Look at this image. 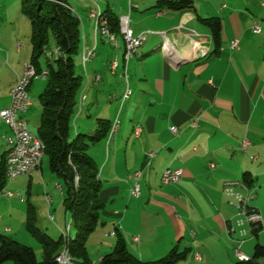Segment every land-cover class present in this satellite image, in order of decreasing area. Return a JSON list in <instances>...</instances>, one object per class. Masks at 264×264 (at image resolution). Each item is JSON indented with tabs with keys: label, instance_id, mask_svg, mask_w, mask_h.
<instances>
[{
	"label": "crops",
	"instance_id": "crops-1",
	"mask_svg": "<svg viewBox=\"0 0 264 264\" xmlns=\"http://www.w3.org/2000/svg\"><path fill=\"white\" fill-rule=\"evenodd\" d=\"M73 1L71 5L66 0L81 21V48L92 47L95 40V56L80 74L75 134L92 135L98 119L111 122L125 89L120 34H114L115 45L106 37L95 36L90 10L98 7L117 19L125 16L132 34L145 36L137 55L126 65L130 96L123 107L128 104L127 116L109 143L105 138L88 150L99 171L104 204L101 225L108 223L112 230L117 223L129 250L143 262L155 261L176 248L189 253L175 264H236V210L223 189L227 184H245L242 176L247 173L254 195L250 206L262 221L255 238L264 247V0H190L193 9L185 11L169 9L163 3L179 0ZM210 18L220 21L219 50L213 55L210 31L200 22ZM253 24L260 27L259 34L252 32ZM30 30L20 0H0V64L12 67L9 73L0 74V110L9 105L10 88L24 65L30 64ZM233 40L238 41V50L229 49ZM163 43L169 47L164 53L159 49ZM205 48L206 55L198 54ZM183 52L192 55L177 58ZM112 60L118 64L115 74L108 69ZM78 63H82V51ZM97 75L100 79L94 82ZM31 87L33 80L28 91ZM41 91L40 85L36 92ZM80 95L85 97L82 105ZM32 108L31 102L24 114L26 121ZM33 114L35 111L30 117ZM82 114L88 121L80 119ZM39 115L40 110L36 119ZM195 120L198 126L192 128ZM135 126L140 127L139 138L132 135ZM9 135L0 123V173L9 148L4 138ZM245 140L249 146L242 151L240 144ZM149 152L155 157L147 166ZM43 160L32 175L11 180L23 181L21 192H25L24 197L19 192L13 197H21L19 204L33 208L37 227L56 241L66 225L56 222L67 214L62 206L63 183L43 167ZM166 169H179L180 180L162 185L160 176ZM137 170L141 172L140 197L134 199L128 192L133 181L125 179ZM6 182L0 192V235L10 233L8 216L3 215L8 212ZM16 212L22 219L26 217L23 207ZM48 222L54 231L44 226ZM248 229L245 225L244 230ZM135 236L139 243L132 241ZM108 239L112 240L111 250L114 237ZM254 244L251 237L238 246L239 251L250 259ZM195 253L201 258L199 263L193 260Z\"/></svg>",
	"mask_w": 264,
	"mask_h": 264
},
{
	"label": "trees",
	"instance_id": "trees-1",
	"mask_svg": "<svg viewBox=\"0 0 264 264\" xmlns=\"http://www.w3.org/2000/svg\"><path fill=\"white\" fill-rule=\"evenodd\" d=\"M163 3L177 11L193 9L190 0ZM20 5L22 14L30 23V65L36 74L42 72L39 59L42 56L46 59L47 76L45 86L38 95L40 115L35 136L45 146L44 158L49 172L63 183L62 206L70 216L71 229L75 233L69 239V254L74 264H93L88 258L86 239L99 225L104 204L100 200L99 171L88 149L107 137L110 122L98 119L92 135L77 133L71 138L82 80L75 69L82 44L81 21L66 0H20ZM102 15L109 32L119 34L118 19L111 13ZM200 22L210 31L214 47L211 55L216 54L219 50L220 21L210 18ZM51 40L56 54L47 58ZM4 159L1 163L0 192L6 181ZM242 181L247 186L252 182L247 173L243 174ZM24 227L40 244L41 260H36L32 248L0 235V264H57L55 257L62 248V237L54 241L41 231L36 225L32 207L26 210ZM259 229L257 227L253 231L254 237ZM188 253V249L178 252L173 248L156 261L143 262L132 254L126 240L116 230L111 251L102 255L96 264H175L185 260ZM236 264H264V247L255 244L252 257L247 262Z\"/></svg>",
	"mask_w": 264,
	"mask_h": 264
},
{
	"label": "built area",
	"instance_id": "built-area-1",
	"mask_svg": "<svg viewBox=\"0 0 264 264\" xmlns=\"http://www.w3.org/2000/svg\"><path fill=\"white\" fill-rule=\"evenodd\" d=\"M95 2V0H91ZM89 16L94 21V31H99L100 36L106 37L102 30V22L100 18V14L98 13V7L91 9L89 12ZM118 29L120 36L124 44H127L128 48V56L125 61V65H127L128 61L137 55L139 48L145 40L144 35L134 36L132 34L131 29L129 28L128 18L123 16L118 19ZM252 32L254 34L260 33V27L257 24H253ZM163 35V33H161ZM83 40V38H82ZM113 45V43L110 41ZM83 43V41H82ZM238 41L233 40L229 44L230 50H238ZM82 65L85 66V63L92 60L95 56V42L92 47L82 46ZM207 49L205 48L200 53L202 55L207 54ZM108 69L111 74H115L117 72V61L112 60L108 64ZM47 76L46 71H42L40 74H36L34 68L30 64H25L23 67L22 74L18 76L10 88L9 91V105L0 110V123L4 125L8 130L10 135L4 138V141L9 146L4 159V169H5V178L6 180H14L21 176H26L29 171H35V165L39 158V155L42 151V145L40 144L39 139L33 135L28 129V123L24 117V114L29 110L31 106V99L29 96L28 88L33 79H42L44 80ZM125 86H128V78L125 74H121ZM100 77L97 75L94 77V82H98ZM130 94V89L128 87V95ZM85 100L83 95L79 97V104L82 105ZM125 100H128L125 99ZM125 101H120V107L123 105ZM118 116V115H117ZM115 117L114 121L110 125V129L108 132L109 140L118 130L119 120L118 117ZM198 126V121L195 120L191 123L192 128H196ZM169 131L172 134H177L175 128H170ZM141 134V130L139 126H135L133 128V137L139 138ZM106 137V138H107ZM108 140V141H109ZM249 146V143L245 140L240 144V149L244 151ZM155 156L153 152H149L146 155L147 162H150L151 158ZM146 162V163H147ZM209 168L212 170L214 168L213 164L209 165ZM140 177V171H134L129 175L128 181L132 180L133 184L130 186L128 192L130 196L134 199H138V179ZM181 178V171L171 170V172L164 173L163 177V185H168L172 183H176ZM127 182V180H125ZM238 188L240 191L237 192L235 189ZM60 190V189H59ZM224 195L229 199V204L233 206L236 210V222L235 226L238 229V235L243 237L246 234V230H244V226H259L261 225V217L260 215L250 206V201L253 199V191L249 187H243L240 185H230L227 184L223 189ZM5 196L12 197L13 194L5 193ZM21 200V197H19ZM47 202H50L49 196L46 197ZM52 220V217H49ZM119 229V226L114 225V231L110 233L111 237H115V231ZM61 237L68 236V224L64 226L62 230H60ZM132 241L134 243H139L138 237H133ZM235 259L237 262H247L249 260L248 257L243 255L239 249L234 250ZM63 262L66 264H71L66 256L64 255L61 258ZM193 260L197 263L201 261L200 256L195 253L193 255Z\"/></svg>",
	"mask_w": 264,
	"mask_h": 264
},
{
	"label": "rangeland",
	"instance_id": "rangeland-1",
	"mask_svg": "<svg viewBox=\"0 0 264 264\" xmlns=\"http://www.w3.org/2000/svg\"><path fill=\"white\" fill-rule=\"evenodd\" d=\"M67 1L71 5L74 4V1L73 0H67ZM77 12H79V11H77ZM79 14L81 15L80 12H79ZM117 40L120 43V45H124L121 36H118L117 37ZM50 49H51L50 52H53V50H52L53 49V41L52 40L50 41ZM45 62H46V59H45L44 56H42L40 58V63H41V65L43 67L45 66ZM0 66H1V64H0ZM83 68L84 67H83L82 63H78V61H77L76 67H75L76 73L81 74V70H83ZM8 71H12V67H10L9 64L6 65V63H4L3 66H1L0 74H7ZM40 85H41V90H43V88L45 86V80H42V79H33V87H31V89L28 91L29 92L28 94H29V96L31 98V102L33 104V108H32L33 110L30 113L32 114V112L34 113V111H35V115H36V112L38 110H40V105H39V101H38V93L36 92L37 91V87L40 86ZM127 105L128 104L126 103L124 105V107L122 105L121 107L119 106L118 108L115 109V112H114V115H113V117L111 119L110 125L112 124V122L114 121V119H115V117L117 115H118L117 117H118V120H119V124H121L123 122V120L127 116L126 115ZM30 115L27 117L28 127H29V131L34 135L36 133V129H37V126H38V120L39 119H36V117H35L34 114L31 117H30ZM86 115H88L87 112H86ZM86 115L84 114V116H83V114H82L80 116V119H83V120L88 121L87 120L88 118H87ZM90 116H92V115L90 114ZM90 116H89V122L92 121V120H90ZM75 126L77 127L78 125L75 124ZM73 129H74V125L72 124V131H71L72 132L71 133V138L72 139L75 136V133H74ZM80 133H82V132L80 131ZM108 140H109V137H107V142L109 143L110 140L109 141ZM101 141H105V140L103 139ZM97 144H94V145H92L90 147L91 148L90 152L93 150L94 147H97L96 146ZM43 167H46L47 168L46 159L43 160ZM21 178H23V176H21ZM125 180H127V182H130V183L132 182L131 180L128 181V178L125 179ZM138 181H139V179H138ZM6 184H7V186H6V188H7L6 189L7 190L6 193L7 192H9V193L11 192V194H16L15 192H19L22 195V197L25 196V192L24 191L21 192V188L23 186V181L17 180V181H13L12 182L11 180H7ZM132 184H133V182H132ZM18 201H20L18 196H15L14 195V197L12 196V198L8 197V212L5 211L3 213V215L5 217L8 216V228H10V233H8V235H6V234L5 235L8 236V237H10V238H16L17 239V242H19L20 244L32 248V250L35 253L36 260L37 261H40L41 260V257H42V250H41L40 244L38 243V241L35 238H33L32 236H30L26 232L25 227H24V222H25V218L26 217H23V219H22L21 218V215L16 212V208H19L20 209L22 207L24 209V212H26L27 204L26 203L25 204H19ZM13 206H14V208H13ZM56 222L60 223L62 225V227L64 226V223L65 224H69L70 223V216H69V214L67 213V214H65V216L63 215L62 220L61 221H57L56 220ZM0 224H1V222H0ZM51 224L52 223H49L48 222V224L45 223L44 226L46 228H49L51 230V232H52L54 230H53V227L51 226ZM106 224L105 225H101V222H100L99 225L94 230V232L91 233L87 237V239H86L87 254L90 256V258L92 260H94L96 262L99 260V257L101 255L107 254V253H109L111 251L110 249H108V247L111 245V242H112V240H109L108 239V237H110L111 227L108 225V223H106ZM257 227H260V229H261V225H259V226H249L248 231L246 232V234L243 237H240L238 235V238L236 239V243L238 244V246H240L244 241H246L247 239H249L251 237L254 240L255 244H259L257 242L256 238L254 237V233H253V231L255 232V229ZM0 228H1V226H0ZM112 231H114L113 228H112L111 232ZM118 231H119V229H118ZM259 232L260 231H258V233ZM166 233H167V231H165L163 234H166ZM0 234H2V233H0ZM74 234H75L74 233V230L71 229L70 230V236H74ZM238 246L235 247V248H233V255H234V250L235 249H239ZM234 257H235V255H234ZM2 264H11V263L10 262H5V263H2Z\"/></svg>",
	"mask_w": 264,
	"mask_h": 264
},
{
	"label": "bare ground",
	"instance_id": "bare-ground-1",
	"mask_svg": "<svg viewBox=\"0 0 264 264\" xmlns=\"http://www.w3.org/2000/svg\"><path fill=\"white\" fill-rule=\"evenodd\" d=\"M98 13L100 14V18H101V22H102V30H103V33L106 35V38L109 40V41H112L113 43H116V39H115V36H114V34H112V33H110L109 32V30H108V28H107V21H106V19H105V17H104V15H102V13H101V11L98 9ZM120 34V33H119ZM94 35L95 36H97V35H100L99 34V31H94ZM94 42H95V40H94ZM159 49L164 53V52H166L168 49H169V47L165 44V43H163L160 47H159ZM56 54V52L55 51H53V52H48L47 53V58H52V55H55ZM198 54H200V52L198 53ZM192 55V53L191 52H183L181 55H179V56H177V58L178 57H182V58H187V57H189V56H191ZM127 56H128V48H127V44H124V49H123V52H122V58H123V61H124V63H125V61H126V59H127ZM117 69H118V64H117ZM125 72H126V65L124 66V68H123V71H122V73L121 74H125ZM129 96H130V94L128 95V86H125V89H124V91H123V93H122V95H121V98H120V101H127V100H125V99H129ZM124 102V103H125ZM123 103V104H124ZM132 135H133V130H132ZM107 136H108V134H107ZM39 141H40V144L43 146L42 147V151H41V153H40V155H39V158H38V160H37V163H36V165H35V170H37L38 168H39V166H40V164H41V162H42V160H43V158H44V152H45V146H44V144H43V142L39 139ZM155 156H153L152 158H151V160L154 158ZM150 160V161H151ZM149 164H150V162H147L146 163V165L147 166H149ZM33 172H35V171H29L27 174H26V176H30V175H32V173ZM167 172H171V170H169V169H166V170H164L163 171V173L161 174V176H160V183L163 185V177H164V173H167ZM140 175H141V172H140ZM140 178V177H139ZM242 185H243V187H248V186H246L245 184H243V183H241ZM140 197V188H139V185H138V198ZM70 230H71V224L69 223L68 224V236L67 237H62V241H63V244H62V248H61V250L59 251V253L56 255V257H55V261H56V263L57 264H66L65 262H63L62 260H60L61 258H63V256L65 255L66 256V258H67V260L71 263V264H74V262H73V259H72V257H71V255L69 254V250H68V244H69V239H70Z\"/></svg>",
	"mask_w": 264,
	"mask_h": 264
}]
</instances>
